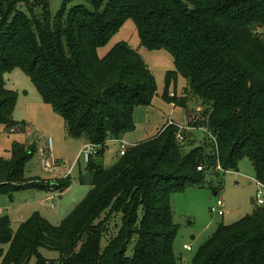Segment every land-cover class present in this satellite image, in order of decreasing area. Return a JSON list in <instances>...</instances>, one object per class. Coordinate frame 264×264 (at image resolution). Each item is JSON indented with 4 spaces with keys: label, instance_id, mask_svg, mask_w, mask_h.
I'll use <instances>...</instances> for the list:
<instances>
[{
    "label": "trees",
    "instance_id": "16d2710c",
    "mask_svg": "<svg viewBox=\"0 0 264 264\" xmlns=\"http://www.w3.org/2000/svg\"><path fill=\"white\" fill-rule=\"evenodd\" d=\"M28 1L0 0V123L6 128L18 126V96L6 87L5 75L21 68L63 118L69 136L100 146L99 158L109 140L133 132L137 109L157 94L156 79L127 42L99 53L131 19L139 47L165 49L174 59L166 89L181 74L185 95L200 99L201 117L189 118L188 126L202 128L205 136L199 144L187 134L180 141L181 129L167 124L112 167L91 159L92 189L62 224L35 211L14 230L0 217L1 264H29L32 258L46 264L43 248L59 253L58 264H182L174 249L175 193L203 186L219 165L238 171L243 158L264 185V0H81L90 7L70 8L77 0H64L54 17L49 0H32L33 8H43L41 18L22 9ZM164 98L179 106L188 99L167 90ZM33 151L34 144H17L13 159L0 158V195L12 199L22 190L70 187L71 178L26 182ZM118 214L121 228L103 248ZM193 264H264V207L235 224L221 223Z\"/></svg>",
    "mask_w": 264,
    "mask_h": 264
},
{
    "label": "rangeland",
    "instance_id": "374dc122",
    "mask_svg": "<svg viewBox=\"0 0 264 264\" xmlns=\"http://www.w3.org/2000/svg\"><path fill=\"white\" fill-rule=\"evenodd\" d=\"M79 3L90 7V4L81 0L71 2L68 7ZM63 4L64 0H49V8L53 17ZM22 9L27 13L31 10L32 14L38 18H41L43 12L40 6L33 8L32 0L22 4ZM120 41L127 42L129 46L139 50L157 82V94L152 104L140 106L135 114L137 128L126 135L125 140L128 145L133 146L137 142L156 136L158 131L167 124L178 129L191 130L196 143L199 144L205 132L202 128H189L188 119L197 120L201 117L200 99L192 92L185 95L184 89L188 88V84L181 74L178 75L176 82L171 83L166 89V76L169 71L175 69L172 55L165 49L148 50L145 47H139L140 37L131 19L127 20L109 43L99 50L100 55L106 54L114 44ZM5 81L6 87L15 91L18 96L13 115L18 126L12 130L0 123V158L13 159L14 145L34 144L35 151L25 165L26 182L36 181L30 179H39L50 184V181L60 182L71 178V185L63 192L27 189L15 193L12 199L6 195H0V210L3 216L10 220L14 230H17L20 223L35 211L40 212L52 224L60 225L76 206L86 200L92 189V175L87 168V162L81 156L85 140L81 141L68 135L63 118L54 111L51 105L42 100L33 81L21 68H15L7 73ZM166 90L170 96L175 94L177 97H188L186 105L179 106L165 99ZM48 137L53 139L50 154L58 163L51 171L44 170L42 167V159L47 157V154L43 156L42 150L47 151L46 138ZM120 157V147L108 143L104 154L100 158L93 157V161L109 168ZM66 167L71 168L70 176H66ZM82 179L85 180L81 181ZM205 179L206 184L203 186L190 187L172 196L174 221L179 226L174 249L182 264L194 263L204 244L213 236L221 223L235 224L253 214L256 207H264V204H253L251 201L257 198L259 190L264 192V188L257 184L254 167L247 158L239 162L238 171L225 172L219 165L215 170H211ZM47 196H54V199L44 202ZM219 197H223L225 202V214L222 217L212 212V207ZM140 218H142V210L139 212ZM111 222L110 231L103 236L101 241L103 248L108 244L110 237L117 235L120 230L122 225L120 214L115 216ZM134 242L135 240L129 245L127 251L129 256L133 253ZM186 244L192 247L191 251L184 248ZM41 252L49 260L46 264H58L59 253L57 251L43 248ZM29 264H36L35 258H32Z\"/></svg>",
    "mask_w": 264,
    "mask_h": 264
},
{
    "label": "built area",
    "instance_id": "2783aa9c",
    "mask_svg": "<svg viewBox=\"0 0 264 264\" xmlns=\"http://www.w3.org/2000/svg\"><path fill=\"white\" fill-rule=\"evenodd\" d=\"M173 95V94H172ZM184 130L183 128H181V131ZM181 131L178 133L177 138L180 141L184 140V135L181 134ZM207 134L210 135L211 139H213L215 141V143H217L216 138L213 137V135H211L209 133L208 130H205ZM47 140V151L43 150L42 154L43 156H45L47 154V157L45 156L42 159V167L44 168V170L47 171H51L52 169H55V167L58 165V163L56 162V160L51 156L50 152L53 146V139L51 137L46 138ZM114 140L116 143L119 144L120 146V155H125V153L127 152V150L131 147L130 145H128V143L125 141L124 138H115L112 139ZM100 149V146L92 144V143H87L84 145L83 147V151L81 153V156L84 157V160L87 162V164L89 163V161L91 159H93V157L97 156V153ZM199 170L202 169V167H198ZM65 172H66V176H70L72 173L71 168L66 167L65 168ZM257 184L264 188V185H262L258 180H256ZM264 192L262 190H259L257 193V198L255 199L256 204L262 205L264 204V198H263ZM54 199V196H48L44 199V202L46 201H51ZM212 212L217 214L218 216H224L225 214V202H224V198L223 197H219L217 199L216 204L212 207ZM3 215L2 211L0 210V217ZM184 248L188 251L192 250V247L189 245H185Z\"/></svg>",
    "mask_w": 264,
    "mask_h": 264
},
{
    "label": "water",
    "instance_id": "95a60500",
    "mask_svg": "<svg viewBox=\"0 0 264 264\" xmlns=\"http://www.w3.org/2000/svg\"><path fill=\"white\" fill-rule=\"evenodd\" d=\"M181 134L182 135H188V136H190V137H194V133L191 131V130H189V131H186V130H182L181 131ZM55 186H57L56 184H53V187H55ZM252 203L253 204H256V201H255V199H252Z\"/></svg>",
    "mask_w": 264,
    "mask_h": 264
},
{
    "label": "crops",
    "instance_id": "0c3cea01",
    "mask_svg": "<svg viewBox=\"0 0 264 264\" xmlns=\"http://www.w3.org/2000/svg\"><path fill=\"white\" fill-rule=\"evenodd\" d=\"M137 110H138V109H137ZM136 112H137V111H136ZM135 114H136V113H135ZM136 128H137V125H136ZM128 134H129V133H128ZM128 134H126V135H128ZM126 135L123 137L124 139H125ZM129 136H130V135H129ZM152 138H153V137H152ZM150 139H151V138H150ZM146 140H149V139H146ZM146 140H144V141H146ZM81 141H82V140H81ZM125 141H126V140H125ZM83 142H84L85 144L88 143L87 141H83ZM142 142H143V141H142ZM108 143H113V144L119 146V144L116 143V142H115L114 140H112V139L109 140ZM108 143H107V144H108ZM138 143H140V142H137V144H138ZM85 144H84V145H85ZM137 144H135V145H137ZM119 147H120V146H119ZM42 151H43V150H42ZM47 197H48V196H47ZM45 198H46V197H45ZM251 201H252V200H251ZM23 221H24V220H23ZM186 245H188V244H186ZM189 246H190V245H189Z\"/></svg>",
    "mask_w": 264,
    "mask_h": 264
}]
</instances>
